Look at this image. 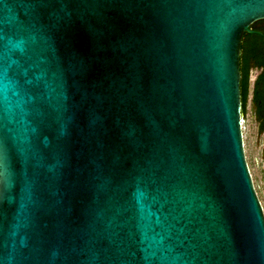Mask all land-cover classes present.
<instances>
[{"label": "water", "instance_id": "1", "mask_svg": "<svg viewBox=\"0 0 264 264\" xmlns=\"http://www.w3.org/2000/svg\"><path fill=\"white\" fill-rule=\"evenodd\" d=\"M259 21L264 0H0V264H264Z\"/></svg>", "mask_w": 264, "mask_h": 264}, {"label": "trees", "instance_id": "2", "mask_svg": "<svg viewBox=\"0 0 264 264\" xmlns=\"http://www.w3.org/2000/svg\"><path fill=\"white\" fill-rule=\"evenodd\" d=\"M258 34H244L240 54V100L242 115L246 112L252 70H259L252 86L251 102L264 125V31Z\"/></svg>", "mask_w": 264, "mask_h": 264}, {"label": "rangeland", "instance_id": "3", "mask_svg": "<svg viewBox=\"0 0 264 264\" xmlns=\"http://www.w3.org/2000/svg\"><path fill=\"white\" fill-rule=\"evenodd\" d=\"M258 73L259 70H252L250 74V88L246 112L243 115L242 132L246 161L264 213V134L259 132L254 105L251 102L252 86Z\"/></svg>", "mask_w": 264, "mask_h": 264}, {"label": "flooded vegetation", "instance_id": "4", "mask_svg": "<svg viewBox=\"0 0 264 264\" xmlns=\"http://www.w3.org/2000/svg\"><path fill=\"white\" fill-rule=\"evenodd\" d=\"M251 29L253 31H264V21H259V22L254 23L251 26ZM254 109H255V115H256V118H257V121H258L259 132L264 134V125L261 126L262 125V121L258 118V116L256 114V109H257L256 106H254Z\"/></svg>", "mask_w": 264, "mask_h": 264}]
</instances>
